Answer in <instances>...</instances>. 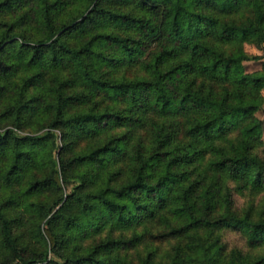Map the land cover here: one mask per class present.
I'll return each mask as SVG.
<instances>
[{
  "label": "trees",
  "instance_id": "obj_1",
  "mask_svg": "<svg viewBox=\"0 0 264 264\" xmlns=\"http://www.w3.org/2000/svg\"><path fill=\"white\" fill-rule=\"evenodd\" d=\"M16 1L0 0V12L10 9ZM30 1L39 35L29 36L21 29V17H26V13L19 19L0 18V78L12 77L20 69L28 71L21 81L12 83L6 104L0 108V122L9 120L0 124V149L6 147L8 157L3 175L11 180L26 159L40 156L41 164L48 165L49 171L43 177L31 179L24 189L26 193L60 187L71 176L80 182L69 192L61 193L53 204L31 203L47 217L44 227L36 223L32 230L37 239L45 238L46 245L40 252L23 253L12 219L0 203V240L12 256L11 262L0 264L101 263L103 250L129 244L137 237L109 236L83 252L72 248L62 254L59 247L70 241L73 230L98 226L99 215L116 216L129 225L152 214L155 207L167 205L183 219L178 225H171L169 232L189 233L190 239L188 251L175 250L166 264L260 262L247 260L238 250L224 252L218 237L200 231L234 226L246 234L249 242L264 241V217L238 212L229 185L230 180L252 187L264 182V160L251 146L261 132V120L254 112L262 105L264 61L260 71L246 72L242 61L260 56L249 55L240 46L227 52L219 44L248 39L261 47L264 0H78V11L62 20L57 15L64 0ZM238 10L247 11L241 20L220 16ZM108 27L129 31L117 32ZM76 33L81 38L71 41L68 36ZM151 42H155V49ZM108 46L117 49L120 57L103 50ZM147 46L151 49L142 64L149 70V77L119 79L107 76L101 69L119 58L138 60ZM67 64L90 93L72 91L67 80L58 77L46 99L36 93L37 73L45 66L57 68ZM191 75L214 81L219 90L212 86L194 88L188 79ZM95 91L123 96L132 110L145 106L158 115L185 116L190 144L180 153L168 147L165 151L173 129L166 130L163 123L157 124L150 151L136 148L133 152L134 166L126 180L114 184L108 178L95 187L89 185L94 180L93 171L77 167L100 162L106 153L119 148L120 137L73 150L77 133L124 123L131 117L125 109H100L93 105L71 108L73 103L85 102ZM39 113L42 131L21 132L27 117ZM57 138L61 145L58 157L54 158ZM193 144H198L199 149L188 150ZM203 145L213 150L215 157L203 170L207 175L199 171L201 174L194 176L196 167L186 166L195 153L201 154ZM49 251L65 261L59 263L48 257Z\"/></svg>",
  "mask_w": 264,
  "mask_h": 264
},
{
  "label": "rangeland",
  "instance_id": "obj_2",
  "mask_svg": "<svg viewBox=\"0 0 264 264\" xmlns=\"http://www.w3.org/2000/svg\"><path fill=\"white\" fill-rule=\"evenodd\" d=\"M63 3L57 15L58 19L61 20L78 11L79 8L78 0H64ZM128 5H131V3ZM24 13L27 16L23 18L21 16ZM245 15H247L246 10H238L235 13L221 14L220 16L223 19L241 20ZM20 17L24 19L22 20L21 29L27 35H39L40 29L33 17L30 0H17L10 9L0 12V18L5 20L19 19ZM107 29L123 33L129 31V29L123 28L121 30L116 27H108ZM68 38L71 41L75 39L79 40L81 35L77 33L76 35L71 34ZM154 44L155 42H151L152 49H155ZM219 44L227 52L237 49L240 46L249 55H259L260 58L246 59L242 61V64L246 72L261 70L262 62L264 61V42L261 47H258L255 42L248 39L240 43L221 41ZM150 49V46L145 47L143 54H141L138 60L119 58L113 65H103L101 69L106 71L107 76L119 79L147 78L150 73L143 66L142 59L149 55ZM103 50L115 58L120 57L117 49L110 46L103 47ZM171 61L174 62L176 60ZM27 74L28 71L20 69L12 74V77L0 78V85L3 86L0 90V108L6 104L12 83L21 81V78ZM57 77L60 80H67L69 84L68 88L72 91L90 93L88 88L79 81L74 69L69 64L58 66L57 68L51 65L45 66L41 73H37L34 79L36 93H39L42 98L46 99L51 93V87L55 85L54 79ZM188 79L192 80V86L194 88L209 89L212 86L216 90H219V84H215L214 81H210L205 77L191 75ZM260 93L262 96V105L254 112V115L261 120V132L256 139L251 141V146L252 150L264 160V85L261 87ZM88 96L85 102L73 103L71 108H82L93 105L95 108L100 109H125L131 115L124 123H110L101 125L88 132L81 131L77 133L76 141L72 143L73 150L85 149L110 138L120 137L118 141L119 148L114 152L106 153L100 162L77 167V169H89L93 171L94 180L89 183L91 186L95 187L98 184H102L108 178L114 184H119L126 180L134 166L132 159L133 152L136 148H143L145 151H150L154 137L156 136L157 124L161 125L163 123L166 130L173 129V136L169 140V146L163 148L165 151L168 147L173 152L180 153L191 142V137L187 132V119L185 116L158 115L148 110L145 106H140L137 109L133 108L132 110L123 96L112 97L102 91H95ZM40 116H42V113L27 117L21 132L42 131L40 129L42 125ZM8 121L4 119L0 124L5 125ZM56 140L57 146L52 151L54 158L58 157L59 145H61L60 139L57 138ZM179 146L182 149H176ZM202 147L201 154L195 153L194 159L189 161L186 166L189 169L196 167V170L193 172L194 176L200 175L201 173L204 174L205 171L203 170L207 162L215 157L213 150H209L204 145ZM193 149H199L198 144H193L188 150ZM63 155H66V153L63 152ZM7 162L8 157L5 147L2 150L0 149V203L6 215L12 219L13 231L17 235V243L23 253L40 252L46 245L45 238L39 236L37 239L32 230L36 223H39L40 227H44L47 217H43L39 211L35 210V207L31 203L42 202L53 204L61 193L69 192L80 180L71 176L63 180L60 187H44L39 191L26 193L24 189L31 179L46 175L49 171V166L41 164L40 156L26 159L22 167L8 181L4 176ZM205 174L207 175L206 172ZM229 185L232 187L233 206L238 212H247L254 218L264 217V182L261 186L252 187L230 180ZM167 207L168 205L163 208L155 207L156 209L153 213L151 212L152 214L148 213L134 220L129 225H124L123 222L117 220L116 216L107 218V216L99 215L98 226L93 224L87 228L73 230L71 234L73 236H70V241L67 244L61 245L59 251L62 254H66L70 249L75 248L76 251L83 252L95 242L109 236H136L137 240L129 244L103 250L101 255L104 257V261L90 264H166L175 250L181 249L182 252L188 251L187 243L190 239L189 233L177 234L169 232L171 225H178L183 219L177 217L171 212L170 207ZM200 232L202 234L210 233L213 238L218 237V241L221 244L220 247L224 252L230 253L231 251L238 250L241 255L248 258L247 260H261L257 264H264V241L249 242L246 234L241 229L234 226L207 227ZM66 235H68L67 232ZM48 257L55 259L59 263L65 261L62 256L52 251L48 252ZM11 261L12 256L9 249L0 240V262Z\"/></svg>",
  "mask_w": 264,
  "mask_h": 264
}]
</instances>
